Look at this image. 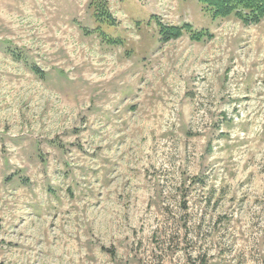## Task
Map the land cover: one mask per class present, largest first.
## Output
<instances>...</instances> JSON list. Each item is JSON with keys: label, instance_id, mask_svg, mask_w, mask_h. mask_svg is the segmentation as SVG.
<instances>
[{"label": "rangeland", "instance_id": "obj_1", "mask_svg": "<svg viewBox=\"0 0 264 264\" xmlns=\"http://www.w3.org/2000/svg\"><path fill=\"white\" fill-rule=\"evenodd\" d=\"M0 264H264V19L0 0Z\"/></svg>", "mask_w": 264, "mask_h": 264}, {"label": "trees", "instance_id": "obj_2", "mask_svg": "<svg viewBox=\"0 0 264 264\" xmlns=\"http://www.w3.org/2000/svg\"><path fill=\"white\" fill-rule=\"evenodd\" d=\"M201 12L213 19L235 17L244 25H256L264 19V0H197ZM96 23L115 26L117 23L109 15L104 1H98L92 14ZM159 31L165 35V40L178 39L188 35L190 39L199 41L202 32H196L188 24L181 26H164L159 24Z\"/></svg>", "mask_w": 264, "mask_h": 264}]
</instances>
